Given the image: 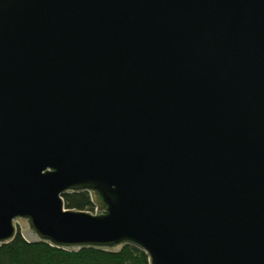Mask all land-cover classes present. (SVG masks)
<instances>
[{
    "label": "water",
    "instance_id": "95a60500",
    "mask_svg": "<svg viewBox=\"0 0 264 264\" xmlns=\"http://www.w3.org/2000/svg\"><path fill=\"white\" fill-rule=\"evenodd\" d=\"M87 191L94 206L65 208ZM264 264V0H0V244Z\"/></svg>",
    "mask_w": 264,
    "mask_h": 264
},
{
    "label": "trees",
    "instance_id": "16d2710c",
    "mask_svg": "<svg viewBox=\"0 0 264 264\" xmlns=\"http://www.w3.org/2000/svg\"><path fill=\"white\" fill-rule=\"evenodd\" d=\"M65 208L92 212L93 204L87 191L64 193ZM0 264H149L146 254L130 244L117 251L81 248L65 251L44 242H27L16 229L14 237L0 244Z\"/></svg>",
    "mask_w": 264,
    "mask_h": 264
},
{
    "label": "rangeland",
    "instance_id": "374dc122",
    "mask_svg": "<svg viewBox=\"0 0 264 264\" xmlns=\"http://www.w3.org/2000/svg\"><path fill=\"white\" fill-rule=\"evenodd\" d=\"M93 211H94V209H93ZM93 211L91 213H93Z\"/></svg>",
    "mask_w": 264,
    "mask_h": 264
}]
</instances>
